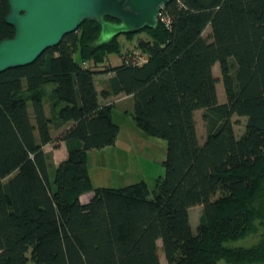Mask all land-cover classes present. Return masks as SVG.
Segmentation results:
<instances>
[{
	"label": "trees",
	"instance_id": "1",
	"mask_svg": "<svg viewBox=\"0 0 264 264\" xmlns=\"http://www.w3.org/2000/svg\"><path fill=\"white\" fill-rule=\"evenodd\" d=\"M9 12L0 0V43L15 36ZM161 15L156 29L126 35H149L136 42L142 66L122 55L123 35L96 46L101 27L85 21L33 64L0 73V264H27L29 252L33 264H162L161 251L167 264H264V237L225 245L264 228V0H173ZM112 54L120 65H106ZM121 94L137 127L167 142L152 190L91 181L89 152L120 133L100 99ZM233 116L246 118L239 138ZM61 143L68 156L55 165L44 147Z\"/></svg>",
	"mask_w": 264,
	"mask_h": 264
},
{
	"label": "water",
	"instance_id": "2",
	"mask_svg": "<svg viewBox=\"0 0 264 264\" xmlns=\"http://www.w3.org/2000/svg\"><path fill=\"white\" fill-rule=\"evenodd\" d=\"M172 1L9 0L6 21L15 28V36L0 43V73L33 64L85 21L101 27L96 46L120 35L156 29L160 13Z\"/></svg>",
	"mask_w": 264,
	"mask_h": 264
},
{
	"label": "rangeland",
	"instance_id": "3",
	"mask_svg": "<svg viewBox=\"0 0 264 264\" xmlns=\"http://www.w3.org/2000/svg\"><path fill=\"white\" fill-rule=\"evenodd\" d=\"M210 34V28L205 32V37ZM149 35L146 32L133 34L131 36L123 35L119 38L122 46V55L126 53L135 52L136 42L138 39H147ZM121 57L115 54L109 55L106 64H119ZM214 73L220 77L219 66H215ZM110 75H105V78L96 79L98 87H105L108 85ZM218 93L220 103L225 102V93L222 83L218 85ZM104 100V99H103ZM107 104H114L113 120L120 127V137L115 146L108 147L103 150H93L88 155V168L91 181L94 188H123L141 180H145L150 189L156 187V181L159 178H164L165 169L163 161L166 158L167 142L164 139L148 136L144 134L138 127L132 116L133 103L126 95L112 96L106 102ZM48 106V105H47ZM47 111L50 112L48 106ZM204 110L196 111L195 120L197 124V131L201 144L204 143L207 136V126L204 121ZM232 121L235 123L236 135L239 138L244 132L246 118L233 116ZM136 133L140 138L134 137ZM66 150L67 146L65 144ZM63 148V147H62ZM54 148L53 145L44 147V151L52 157L55 165H59V157L64 154ZM64 149V148H63ZM68 154V151H67ZM92 192L82 196V200L89 198ZM202 207L192 208L190 211L191 225L193 232L196 233L199 224V219L202 213ZM264 237V228L259 225V230L255 234H250L247 237L235 241L227 242L225 245L230 248L244 247L248 248L258 244ZM162 264H167L162 251L160 252ZM29 261L27 264H33L31 253L28 254ZM217 264H229L224 260Z\"/></svg>",
	"mask_w": 264,
	"mask_h": 264
},
{
	"label": "crops",
	"instance_id": "4",
	"mask_svg": "<svg viewBox=\"0 0 264 264\" xmlns=\"http://www.w3.org/2000/svg\"><path fill=\"white\" fill-rule=\"evenodd\" d=\"M121 64V62L119 63V64H112L111 66H117V65H120ZM106 65H108V64H106ZM110 66V65H109ZM108 75H110V77H112V74H108ZM109 77V78H110ZM98 78H105V75H99V76H97L96 77V79H98ZM96 86H97V90H98V92L99 93H101L104 89H106L107 88V85L105 86V87H98V85H97V82H96ZM110 97H108V98H101L100 99V103L101 104H103V105H107V101H108V99H109ZM127 98L129 99V100H131V97H129V96H127ZM104 99V100H103ZM138 136V138H140L139 137V135L136 133V136H134V137H137ZM119 137H120V133H119V136H118V139H119ZM118 139H117V142H118ZM117 142H116V144H117ZM60 147H61V149H60V151L62 150V151H64V154L63 155H61L60 157H59V161H57V163L58 164H60L62 161H64L66 158H67V156H68V154H67V150H66V147H65V143H61L60 144ZM64 149H63V148ZM91 197V196H90ZM90 197L89 198H87V199H85V200H82V197H81V202H83V203H86V202H88L89 201V199H90Z\"/></svg>",
	"mask_w": 264,
	"mask_h": 264
},
{
	"label": "built area",
	"instance_id": "5",
	"mask_svg": "<svg viewBox=\"0 0 264 264\" xmlns=\"http://www.w3.org/2000/svg\"><path fill=\"white\" fill-rule=\"evenodd\" d=\"M159 21L166 22L164 17L159 15ZM128 62L133 64L134 66H142L147 62V57L137 51L133 52V54L130 55V57L127 59Z\"/></svg>",
	"mask_w": 264,
	"mask_h": 264
}]
</instances>
